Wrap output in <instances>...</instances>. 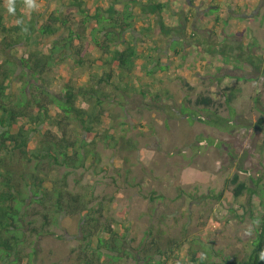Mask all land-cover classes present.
<instances>
[{
    "label": "rangeland",
    "instance_id": "obj_1",
    "mask_svg": "<svg viewBox=\"0 0 264 264\" xmlns=\"http://www.w3.org/2000/svg\"><path fill=\"white\" fill-rule=\"evenodd\" d=\"M68 1L36 0L38 8L31 11L44 15L52 11L66 12L70 8ZM159 1L138 0L132 36L141 57L128 77L134 88L125 93L116 89L117 77L112 84L104 86L110 98L104 103L105 113L98 130L101 133L108 131L113 137L109 144L103 142V136L98 138L90 148L93 155L88 156L85 167L70 170L68 189L80 193L92 191L95 199L91 204L98 206L97 203H101L103 214L116 228L127 230L133 246L151 236L162 245L170 238L183 240L185 244L173 264H195L189 260L190 249H196L208 261L217 264L238 262L249 251L255 235L256 226L250 211L256 210L258 199L252 197L249 200L247 195L234 199L229 178L238 171L237 164L224 146L201 145L199 138L210 136L223 141L234 153L245 156L243 168L249 175H262L264 130L256 127V121L261 104L264 105V76L254 80L257 73L251 63L243 60L237 63L240 69L235 68L234 62L223 63L217 57L211 58L203 67L204 56L193 49L200 41L185 38L183 29L171 22L177 9L182 10L183 0L175 1L170 12L164 10L159 15L158 11L155 18L147 7ZM104 3L106 0H84L91 13L97 4ZM21 11L26 15L30 12L25 0ZM160 19H164L168 34L170 31L174 37L186 39L187 46L183 45L186 50L181 53L184 59L180 60L170 51L167 37L172 34H164L159 29L152 32ZM175 21L184 26L181 20ZM145 27L151 31L143 30ZM258 32L264 38V32L261 29ZM61 34L62 29L45 36L41 46ZM23 51L24 48H19L17 55ZM99 56V51L94 49L84 68L76 67L71 60L55 67L47 76L49 89L60 91L66 81L81 85L87 83L91 74L102 75L101 62L96 60ZM155 57L166 68L157 69L148 76ZM219 77H223L220 83ZM18 85V82H12L9 91H16ZM142 89H146L147 96L141 95ZM155 93H160V97L155 99ZM224 93L231 98L230 103L237 113L235 127L230 132L200 122L189 124L179 112L185 97L194 100L205 95L214 99L222 116L228 117ZM256 96L260 99L259 104H254ZM115 97L119 103L110 101ZM50 128L57 131L55 126ZM34 144L32 141L31 147ZM66 170L60 168L54 176L60 177ZM239 173L241 180L250 185L248 175ZM219 192H222L219 200L207 196ZM80 216H61L59 224L50 227L60 238L31 237L35 247L32 264H75L71 249L79 243ZM30 251L31 248L26 246L23 253ZM26 260L27 256L21 264ZM132 263L129 260L126 264Z\"/></svg>",
    "mask_w": 264,
    "mask_h": 264
},
{
    "label": "trees",
    "instance_id": "obj_2",
    "mask_svg": "<svg viewBox=\"0 0 264 264\" xmlns=\"http://www.w3.org/2000/svg\"><path fill=\"white\" fill-rule=\"evenodd\" d=\"M23 1L14 0L15 13L10 14L8 0H0V264H21L25 256L28 260L23 264H32L35 247L30 238L59 237L50 227L57 226L61 216L76 214L81 216L79 243L71 249L75 264H126L129 260L132 264L175 263L178 251L185 244L183 240L170 238L162 245L151 236L133 246L127 230H119L103 214V205L91 204L95 199L92 191L73 192L67 182L70 170L85 167L88 156L93 155L90 148L98 138L103 136V142L109 144L113 137L108 131L98 130L105 113L104 103L110 98L104 86L112 84L117 77L116 89L125 93L134 88L128 77L141 57L132 36L138 0H106L97 4L92 13L84 0H69L68 11H52L47 15L35 11L24 14ZM149 6L153 12L163 8L162 3ZM60 29L63 34L41 46L45 36ZM158 29L166 31L161 19L152 32ZM143 30L151 31L147 27ZM21 47L24 51L17 55ZM94 49L100 53L96 60L101 62L102 75L91 74L87 83L81 85L66 81L60 91L49 89L47 76L55 67L71 60L76 67L84 68ZM157 61L155 57L148 76L166 68ZM250 63L257 73L254 80L263 77L264 65ZM222 79L219 77L217 81L220 83ZM14 81L19 85L16 91H9ZM140 93L148 95L146 89ZM223 96L228 117L222 116L214 99L205 95L194 100L185 97L179 112L189 124L200 122L230 132L235 127L237 113L231 98L225 93ZM154 97L157 99L160 93ZM118 100L115 97L110 101L119 103ZM259 103L256 96L254 104ZM259 111L256 127L264 130L263 104ZM50 126H55L57 131ZM32 141H35L33 147ZM199 143L224 146L237 164L238 171L229 178L234 199L244 195L249 200L258 199L256 210L250 211L256 227L249 251L242 260L223 264H264V173L256 177L249 175L243 168L245 156L234 153L219 139L200 137ZM60 168L68 170L60 177L54 176ZM239 172L248 175L250 185L241 180ZM207 196L219 200L222 192ZM26 246L31 251L25 254ZM190 250L191 262L217 264L196 249Z\"/></svg>",
    "mask_w": 264,
    "mask_h": 264
},
{
    "label": "crops",
    "instance_id": "obj_3",
    "mask_svg": "<svg viewBox=\"0 0 264 264\" xmlns=\"http://www.w3.org/2000/svg\"><path fill=\"white\" fill-rule=\"evenodd\" d=\"M175 1H159L163 5L158 10L159 15L164 10L170 12ZM147 8L157 18L158 11L153 12L150 6ZM176 12L177 15L171 20L172 25L182 28L185 38L192 37L200 41L193 49L204 56L203 67L215 57L223 63L234 62V65L242 60L245 63L253 61L264 65V38L258 32L260 29L264 32V0H183L182 10L177 9ZM175 19L181 20L184 26ZM161 20L166 29L164 19ZM164 34H168L167 31ZM169 34H172L167 37L170 51L174 52L175 49L176 56L180 60L184 59L181 53L186 50V39L176 38L170 31ZM235 68L240 69V66Z\"/></svg>",
    "mask_w": 264,
    "mask_h": 264
},
{
    "label": "clouds",
    "instance_id": "obj_4",
    "mask_svg": "<svg viewBox=\"0 0 264 264\" xmlns=\"http://www.w3.org/2000/svg\"><path fill=\"white\" fill-rule=\"evenodd\" d=\"M25 6L27 9L31 10H36L38 8V5L36 3V0H25ZM7 11L10 14L15 13V5H14V0H8V6H7ZM19 23V21H18Z\"/></svg>",
    "mask_w": 264,
    "mask_h": 264
}]
</instances>
